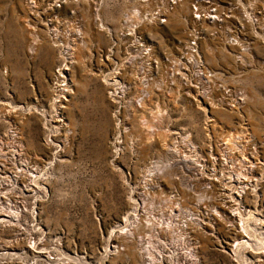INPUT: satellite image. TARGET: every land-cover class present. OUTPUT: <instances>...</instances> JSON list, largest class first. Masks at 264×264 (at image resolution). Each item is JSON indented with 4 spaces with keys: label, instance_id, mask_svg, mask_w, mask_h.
I'll return each mask as SVG.
<instances>
[{
    "label": "rangeland",
    "instance_id": "obj_1",
    "mask_svg": "<svg viewBox=\"0 0 264 264\" xmlns=\"http://www.w3.org/2000/svg\"><path fill=\"white\" fill-rule=\"evenodd\" d=\"M34 1L0 0V148L12 153L19 146L15 164L34 173L39 188L27 204L35 212L31 233L38 248L15 245L20 261L264 264V40L256 34L264 17L244 24L246 53L236 45L241 42L227 41L239 15L221 25L196 23L203 67L214 83L242 96L230 109L208 104L202 86L187 85L181 76L189 78L188 72L173 63L194 24V0L175 5L164 23L144 18L162 0ZM132 35L150 46V55L140 54ZM64 61L69 91L56 106L52 81ZM122 86L114 99L109 90ZM218 94L213 89L211 98ZM106 112L105 147L98 135ZM47 132L52 144L44 142ZM149 169L155 173L145 190ZM186 180L194 189L186 191ZM248 182L246 195L241 187ZM190 210L199 225H182ZM131 220L134 238H115L106 254L110 230ZM239 230L246 241L237 256L231 247ZM138 237L149 241L151 256Z\"/></svg>",
    "mask_w": 264,
    "mask_h": 264
},
{
    "label": "built area",
    "instance_id": "obj_2",
    "mask_svg": "<svg viewBox=\"0 0 264 264\" xmlns=\"http://www.w3.org/2000/svg\"><path fill=\"white\" fill-rule=\"evenodd\" d=\"M57 2L59 0L55 1L56 6H59L60 4ZM182 2L184 1L162 0L152 13H145L144 18L155 19L158 23H164L167 21V14L172 11L171 9ZM218 3L220 2L216 0H194L190 3V13H192L194 24L187 30V36L181 42L180 51L176 56V60H173V63L174 65L176 63L178 67L180 66L185 72H188L186 74H188L190 79L181 76L187 85L193 88H197L198 84L202 86V93L210 100L208 104L212 103L215 107L234 109L240 106L242 96L240 93L232 92L229 87L221 83H214L213 73L203 67L197 46L201 32L196 23L208 21L221 25L226 19L234 16V14L239 15L235 28L226 31V34L230 35V37H227V41L229 43L234 42L235 44L241 42V44H236L240 46V51L243 53L249 52L251 48L250 43L247 40L242 42L243 38L246 37L244 35V24L257 25L259 23V19L264 17V0H247L245 5H243L242 0L227 1L221 6ZM52 30L55 29H50V33L55 36ZM217 32L216 30L212 34H217ZM256 34L260 35L264 40V29L261 33L258 34L256 32ZM140 39L138 35H132V42L140 54L143 56L150 55V46L140 43ZM145 63H147L146 67H152L155 61L152 58L146 57ZM62 71H67L65 62L59 64L54 71L52 88L54 90V102L57 104L56 106L60 103L56 100L62 98V95L58 93V87L66 86L64 81L65 77L61 74ZM213 89L219 92L218 97L211 98ZM111 92L112 90H109V94ZM63 100L62 98L61 101ZM48 121L50 120L48 119ZM9 135L14 140L16 139L17 133L12 129L9 130ZM52 136L54 135L47 132L44 142L46 144H52ZM19 151L17 144H15V149L12 150V153L3 152L0 148V204L5 205L7 208L5 213L2 214L0 212V264H17V262H21V256L16 255L11 249L15 245L21 243V248L34 250L31 249V245L35 241L32 237L31 231L33 230L31 228L34 227L36 218L35 212L28 209L27 204L29 203L28 199L31 197L36 200L37 197L35 195L39 188L34 183L36 179L33 178V175L22 171V168L15 164L20 160ZM10 167L12 170H9ZM23 204H25L24 207L26 209H23V206L17 208V205ZM25 220H29V222L27 223ZM21 264L29 263L21 262Z\"/></svg>",
    "mask_w": 264,
    "mask_h": 264
},
{
    "label": "bare ground",
    "instance_id": "obj_3",
    "mask_svg": "<svg viewBox=\"0 0 264 264\" xmlns=\"http://www.w3.org/2000/svg\"><path fill=\"white\" fill-rule=\"evenodd\" d=\"M35 3V1L34 0H30V3ZM34 5V4H33ZM53 32H54V30H53ZM201 37V36H200ZM35 42V41H34ZM198 42V41H197ZM64 51V50H63ZM65 62V61H64ZM65 67V66H64ZM66 69V68H65ZM63 72H65V71H62L61 72V74L64 76V77H67V73L65 72L64 74H63ZM143 78H145V81L146 80H148L147 78H146V76H143ZM114 80V79H113ZM64 81H65V83H66V86L64 87V86H59L58 87V93H60L62 96V98L64 99V100H66V95H67V93H68V91H69V87H68V83H67V81L65 80V78H64ZM141 81H144V80H141ZM149 82V81H148ZM145 83H147V82H145ZM118 88L120 89V91H124V86H122V87H117V89L116 88H114L113 89V91L111 92V94H112V96H113V98L115 99L116 98V93H119L120 91L118 90ZM145 97V96H144ZM61 98V99H62ZM61 99H57L56 101H58V102H62L61 101ZM60 103H59V105H60ZM55 104V103H54ZM56 105V104H55ZM64 105V104H63ZM59 112V111H58ZM115 142H116V144L117 143H120L121 141L119 140V139H115ZM174 152H177L176 151V148H175V146H174V148H171L170 149V153L171 154H173ZM154 173L155 172H153V170H148V172L146 173V177L144 178V180H143V188L145 189V190H147V185H148V182H147V180L149 181V179H150V177L151 176H153L154 175ZM32 174H34V173H32ZM31 174V175H32ZM197 174H199V173H197ZM201 175H199V177H200ZM203 177V176H202ZM209 177V176H208ZM34 178L36 179V177L34 176ZM208 180V179H207ZM210 180V179H209ZM36 181V183H37V179L35 180ZM201 181V180H200ZM252 181V180H251ZM250 181V182H251ZM203 182H204V180H203ZM206 183V182H205ZM240 183H242V181L240 182ZM208 184V183H207ZM254 184H256V183H254ZM199 185V184H198ZM201 185V184H200ZM199 185V186H200ZM251 185H253V184H249V182L247 183V184H244V185H242V187L241 188H243L244 189V191L243 190H241V192H243V193H246V195H247V189H250V186ZM183 186L186 188V191H187V189H194L193 188V185L189 182V180H186V181H184V183H183ZM150 187V186H149ZM253 187V186H252ZM150 189V188H149ZM254 190V191H253ZM249 192H252V194H253V197L254 198H256V197H258L259 196V193H258V190L257 189H251V190H249ZM239 193V192H238ZM243 193H239V198L238 199H242L243 198ZM198 203H200L199 201L197 202V205H198ZM19 206L21 207L22 205H17V208H19ZM238 208V207H237ZM233 209H235V208H233ZM236 210H238V209H236ZM5 211H7V208H6V206L5 205H2V204H0V212H2V214L3 213H5ZM185 213V212H184ZM1 214V213H0ZM233 216H235V214H232ZM130 216V215H129ZM184 218H185V220H184V223L182 224L183 226H187V224L189 223V222H191V223H197V225H199V222L201 223V221L199 220V218H197V217H195V213L194 212H192L191 210L190 211H188L187 212V214L184 216ZM151 219V218H150ZM159 220V219H158ZM195 220H197L196 222H195ZM133 221L134 220H131V222H128V223H124V225L123 226H121V227H113L111 230H110V232H109V236H107V241H108V244L106 245V247H105V249H104V252L106 253V254H110L111 253V251H113L112 250V248H110V242L111 241H113L115 238H117V237H119V236H125L126 237V241H131L133 238H134V235H133V232H132V228L134 229V226H135V224L133 223ZM154 221V220H153ZM135 222V221H134ZM158 222V221H157ZM157 222H154V223H157ZM162 223V222H161ZM164 223V222H163ZM169 224V223H168ZM158 225H162V224H158ZM202 225V224H201ZM200 225V226H201ZM129 226H131L130 228H129ZM172 226V225H171ZM188 226H189V224H188ZM199 226V227H200ZM127 227V228H126ZM167 227H170V226H167ZM174 227V226H173ZM140 228V227H139ZM171 228V227H170ZM136 229V228H135ZM243 230L244 231H248V228H247V225L246 224H244V222H243ZM135 231V230H134ZM172 233V232H171ZM249 233V232H248ZM250 234V233H249ZM246 235V234H245ZM237 241H236V243H234L233 245H232V247H231V251L232 252H234V253H236L237 254V256L239 255V253H240V248H241V246H244V244H245V241L246 240H244L243 239V235H242V231L241 230H239V233H238V237H237ZM138 240L139 241H141L142 242V245L143 246H141L140 245V249H141V251L144 253V254H148L149 255V249H150V244H149V241L147 240V239H145L144 237L142 238V237H138ZM13 248V247H12ZM38 248V245H37V242H35V241H33V243H32V245H31V249H37ZM16 252V251H15ZM114 253V252H113ZM161 253V252H160ZM48 254V253H47ZM149 256H151V255H149ZM191 256V255H190ZM42 257V256H41ZM45 258V257H44ZM48 258V257H47ZM193 258V257H192ZM46 259V258H45ZM145 259H146V263L145 264H151V259L150 258H146L145 257ZM153 261V260H152ZM27 263V262H26Z\"/></svg>",
    "mask_w": 264,
    "mask_h": 264
},
{
    "label": "crops",
    "instance_id": "obj_4",
    "mask_svg": "<svg viewBox=\"0 0 264 264\" xmlns=\"http://www.w3.org/2000/svg\"><path fill=\"white\" fill-rule=\"evenodd\" d=\"M107 113V112H106ZM110 118L109 115L107 113L106 116V127H102V133L100 135H98V139H99V144L102 146L107 145V140H108V136H109V123H110ZM94 136H92L93 138Z\"/></svg>",
    "mask_w": 264,
    "mask_h": 264
}]
</instances>
